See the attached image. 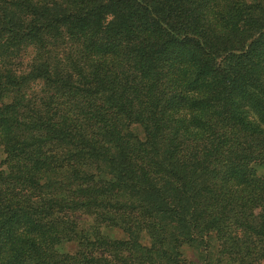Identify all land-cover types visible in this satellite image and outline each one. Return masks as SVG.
<instances>
[{
  "label": "trees",
  "instance_id": "obj_1",
  "mask_svg": "<svg viewBox=\"0 0 264 264\" xmlns=\"http://www.w3.org/2000/svg\"><path fill=\"white\" fill-rule=\"evenodd\" d=\"M0 147V264H264V0H0Z\"/></svg>",
  "mask_w": 264,
  "mask_h": 264
},
{
  "label": "rangeland",
  "instance_id": "obj_2",
  "mask_svg": "<svg viewBox=\"0 0 264 264\" xmlns=\"http://www.w3.org/2000/svg\"><path fill=\"white\" fill-rule=\"evenodd\" d=\"M5 157V152L3 151V149L0 147V161L3 159ZM109 231V232H108ZM111 231V232H110ZM105 233H108V235L110 236V237H116V233H114V231H112V229L111 230H106V231H104ZM61 250H67L66 249V247H65V245H63L62 246V248H61ZM184 253H185V256L186 257H189L188 256V251L187 250H184Z\"/></svg>",
  "mask_w": 264,
  "mask_h": 264
}]
</instances>
